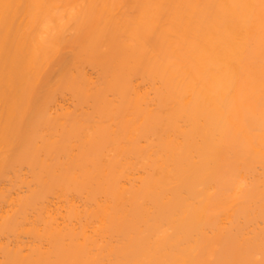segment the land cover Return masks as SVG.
<instances>
[{
    "label": "bare ground",
    "instance_id": "1",
    "mask_svg": "<svg viewBox=\"0 0 264 264\" xmlns=\"http://www.w3.org/2000/svg\"><path fill=\"white\" fill-rule=\"evenodd\" d=\"M0 264H264V0H0Z\"/></svg>",
    "mask_w": 264,
    "mask_h": 264
}]
</instances>
